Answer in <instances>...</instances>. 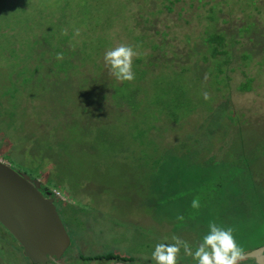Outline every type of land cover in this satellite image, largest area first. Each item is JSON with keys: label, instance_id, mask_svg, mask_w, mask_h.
<instances>
[{"label": "rangeland", "instance_id": "1", "mask_svg": "<svg viewBox=\"0 0 264 264\" xmlns=\"http://www.w3.org/2000/svg\"><path fill=\"white\" fill-rule=\"evenodd\" d=\"M119 44L132 81L105 65ZM0 157L61 192L58 264H156L209 221L248 252L264 241V0H0ZM0 264H33L2 226Z\"/></svg>", "mask_w": 264, "mask_h": 264}, {"label": "water", "instance_id": "2", "mask_svg": "<svg viewBox=\"0 0 264 264\" xmlns=\"http://www.w3.org/2000/svg\"><path fill=\"white\" fill-rule=\"evenodd\" d=\"M0 223L22 246L33 264L58 261L71 238L57 210L51 191L40 190L38 180L14 169L0 159ZM254 264H264V245L248 251Z\"/></svg>", "mask_w": 264, "mask_h": 264}, {"label": "clouds", "instance_id": "3", "mask_svg": "<svg viewBox=\"0 0 264 264\" xmlns=\"http://www.w3.org/2000/svg\"><path fill=\"white\" fill-rule=\"evenodd\" d=\"M137 55L136 49L128 44H119L107 50L104 54V62L109 69V74L118 81L134 80L133 60L137 58ZM192 206L199 207V202L194 200ZM178 218L183 219L182 216ZM208 228V232L202 237L195 251L188 242L173 236L174 243L161 242L155 246V250L151 253L152 259L156 264H178L181 244L184 254L195 259L197 264H243L250 258V253L237 242L232 227L225 228L215 221H209ZM142 258L147 260L148 256L145 255ZM48 264H58L54 255L49 257ZM257 264H259L258 260Z\"/></svg>", "mask_w": 264, "mask_h": 264}, {"label": "trees", "instance_id": "4", "mask_svg": "<svg viewBox=\"0 0 264 264\" xmlns=\"http://www.w3.org/2000/svg\"><path fill=\"white\" fill-rule=\"evenodd\" d=\"M243 29V28H242ZM249 29V28H248ZM247 30V29H246ZM215 31L217 32H214V33H209L210 35L207 37V40H208V42L209 43H206V45H207V47H210V48H212V53L210 54V56H212V57H217L218 55V52H220V57H221V59L224 61L226 58H225V55L227 54H229V56H230V50H227L226 48H225V46H224V49L222 48V49H220L219 48V46L217 47L216 45H219V44H221V43H223V42H225V38H226V36H225V34L222 32V31H219V30H216L215 29ZM206 32H209V31H206ZM215 46H214V45ZM210 45H212V46H210ZM226 45V44H225ZM220 46H222V45H220ZM221 52H223V54L221 53ZM229 56H228V58H229ZM245 56V55H244ZM246 57V56H245ZM242 89H244V90H248L249 89V86L246 84V85H242V87H241ZM200 162H201V160H200ZM247 165H249L248 164V162H247ZM219 177H221V176H219ZM218 177V178H219ZM214 178H217V177H214ZM221 179H222V177L219 179V181L218 182H215V183H212V182H209V184L208 185H210V184H214V186H216V187H220V185H221ZM223 205V206H222ZM221 205V207L219 208V207H217V211L219 212V213H221V211H222V209H231L230 207H228V206H224L225 205V203H223ZM210 209H212L213 210V208H210ZM256 211H260V210H256ZM257 226H255V230L257 231V233H258V231L259 230H261V227H262V225H261V222H259V223H255ZM260 233V232H259ZM261 234H263V233H261ZM240 241H242V239H237V242L241 245V246H243L244 244L243 243H241ZM261 245H264V241H262V240H260V241H257V242H255V245H254V247H252L251 249H253V248H256V247H259V246H261ZM100 257H106L107 259H118V260H124L123 258H121L120 256H118V255H114V254H107V255H102V256H96L95 258H100ZM253 264H254V262H253Z\"/></svg>", "mask_w": 264, "mask_h": 264}, {"label": "built area", "instance_id": "5", "mask_svg": "<svg viewBox=\"0 0 264 264\" xmlns=\"http://www.w3.org/2000/svg\"><path fill=\"white\" fill-rule=\"evenodd\" d=\"M50 191H51V196L54 197L55 200H56V198L61 197V192L58 189H53V190H50Z\"/></svg>", "mask_w": 264, "mask_h": 264}, {"label": "flooded vegetation", "instance_id": "6", "mask_svg": "<svg viewBox=\"0 0 264 264\" xmlns=\"http://www.w3.org/2000/svg\"><path fill=\"white\" fill-rule=\"evenodd\" d=\"M0 159L2 160V161H4V162H6V163H8L7 161H5L2 157H0ZM26 174V173H25ZM28 175V174H27ZM29 176V175H28ZM30 178V177H29ZM36 180H38L39 182H40V179H37V178H35ZM30 180H32L31 178H30ZM40 185H41V182H40ZM41 189V188H40ZM48 191V189L45 187L44 188V190L42 191L44 194L46 193ZM0 226H2V227H4L1 223H0ZM5 228V227H4ZM6 229V228H5ZM7 230V229H6ZM8 231V230H7ZM9 232V231H8ZM10 233V232H9ZM11 234V233H10ZM12 235V234H11ZM13 236V235H12Z\"/></svg>", "mask_w": 264, "mask_h": 264}]
</instances>
